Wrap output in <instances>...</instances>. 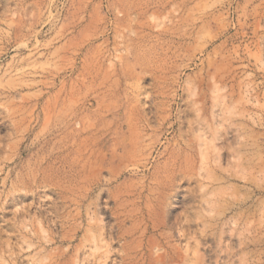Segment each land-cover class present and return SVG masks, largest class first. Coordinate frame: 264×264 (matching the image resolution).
Returning a JSON list of instances; mask_svg holds the SVG:
<instances>
[{
  "label": "rangeland",
  "instance_id": "1",
  "mask_svg": "<svg viewBox=\"0 0 264 264\" xmlns=\"http://www.w3.org/2000/svg\"><path fill=\"white\" fill-rule=\"evenodd\" d=\"M0 264H264V0H0Z\"/></svg>",
  "mask_w": 264,
  "mask_h": 264
}]
</instances>
